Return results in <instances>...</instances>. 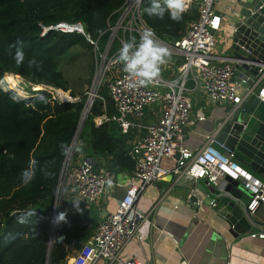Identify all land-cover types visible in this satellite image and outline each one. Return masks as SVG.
Masks as SVG:
<instances>
[{
  "label": "trees",
  "instance_id": "trees-1",
  "mask_svg": "<svg viewBox=\"0 0 264 264\" xmlns=\"http://www.w3.org/2000/svg\"><path fill=\"white\" fill-rule=\"evenodd\" d=\"M125 0H0V81L5 73L25 77L32 85H50L64 91L70 85L60 67L63 58L79 55L89 62L91 82L98 62L93 43L85 35L42 26L59 22H81L102 50L108 39L109 23L114 22ZM151 0H143V17L165 41L181 37L196 17L194 3L180 22L144 11ZM22 44L25 62L12 59L15 46ZM11 52V55H10ZM35 59L39 67L29 66ZM73 102L52 100L48 91L30 101L13 98L0 86V264H46L52 220L61 172L77 133L88 95L72 93ZM115 113L106 86L95 97L77 141L73 158L91 155L95 168L133 173L131 135L122 132L113 120L97 125L96 117ZM32 165L34 180L27 186L19 174ZM65 219L56 227L50 264L66 262L73 245L80 248L96 231L98 223L83 213L60 211ZM64 236V242L58 238Z\"/></svg>",
  "mask_w": 264,
  "mask_h": 264
},
{
  "label": "built area",
  "instance_id": "built-area-1",
  "mask_svg": "<svg viewBox=\"0 0 264 264\" xmlns=\"http://www.w3.org/2000/svg\"><path fill=\"white\" fill-rule=\"evenodd\" d=\"M193 1L197 6L196 18L189 22L181 37L170 42L162 39L145 21L143 0H125L118 10L117 19L108 25L109 36L102 50L99 48L98 39L93 40L81 22H59L49 27L42 26V36L50 29L65 33L78 32L93 43L99 60L97 78L93 82L90 95L95 99L100 87L106 86L115 108L112 116H99L98 125L113 120L125 133L133 126H141L137 120L144 118L148 107L158 105L160 109L158 120L144 125L146 133L132 145L130 155L135 161L134 179L119 200L117 208L106 215L98 224L95 233L73 252L71 263L67 259V264H97L102 260L105 264H143L134 257L123 258L121 253L131 239L139 238L140 227L148 219L147 215L137 209L140 196L147 187L169 173L204 179L214 185L227 177L241 180L244 187L252 192L248 210L255 213L261 204L264 205V179L245 170L235 160V152L226 148L218 135H210L208 141L198 150L184 145L186 129L194 123V119L201 121L206 118V106L198 108L195 117L193 116V101L187 93L188 79L192 78L201 84L207 97V105L227 103L231 112H234L258 88L260 91L257 97L264 102V62H253L257 66V73L254 74L250 68L245 71L238 70L235 62L216 55L215 34L221 28L222 16L215 10L214 5L219 0ZM145 30L155 33V40L169 50L168 57L174 58L173 62H167L177 67L172 74L167 73L169 76L161 69L160 76L148 86L132 87L131 79L115 61L122 42H127L132 37H136L139 42ZM43 86L39 90L51 93L52 100L73 102L77 99L62 89L44 84ZM31 89L35 91V86ZM73 142L59 180L57 192H60V201L65 191L71 188L81 199L96 203L106 192L111 172L96 169L95 159L91 155L74 159ZM177 153L179 158L176 159L174 168L161 166L163 158L174 159ZM216 205V200L211 201V206ZM60 211L61 209L53 217L52 233H56L59 223L57 215ZM252 236L264 240V232L252 233Z\"/></svg>",
  "mask_w": 264,
  "mask_h": 264
},
{
  "label": "crops",
  "instance_id": "crops-1",
  "mask_svg": "<svg viewBox=\"0 0 264 264\" xmlns=\"http://www.w3.org/2000/svg\"><path fill=\"white\" fill-rule=\"evenodd\" d=\"M247 2L248 0L236 2L219 0L214 5L215 10L222 16L221 28L215 34L216 55L235 62V67L237 61L231 51L232 37L235 26L242 16V8ZM185 3L187 11L192 5L190 0H185ZM167 60L173 62L174 58L167 57L165 64L161 66L164 73L169 76L177 65H171ZM187 86L189 88L187 93L193 101V116L198 108L206 106V118L201 121L194 119V123L186 129L184 139L185 146L198 150L208 141L210 135L219 136L224 122L230 115V105L221 102L207 105V97L201 84L192 78L188 79ZM151 108L158 109L153 117L149 113ZM159 114L158 105L146 109L144 118L137 120L142 127L136 125L125 132L132 137L129 146L132 147L134 141L146 133L144 125L156 122ZM131 118L134 119L132 116ZM99 121L100 119L96 120L97 125ZM221 150L224 151L222 148ZM82 156L84 155L78 158ZM178 158L177 153L174 159L163 158L160 164L162 167L172 169ZM235 160L252 175L264 179L256 168L237 156ZM98 170L108 171L105 167ZM133 179V173L127 171L111 172L106 192L96 203L86 202L69 188L60 201V209L65 212L87 214L99 224L108 213L117 208L119 200ZM206 188L207 183L204 179H195L188 175L178 176L175 173H169L147 187L140 196L137 209L147 215L148 219L140 227L139 238H133L127 243L121 253L122 257H134L143 264H264V240L252 236V233L264 232V205L261 204L255 213L250 212L257 224L253 223L250 230L237 235L235 225L246 229L249 226L243 225L238 218L235 224L230 221L228 217L230 213L221 202L220 193L212 194L209 190L206 191ZM193 194L198 197L195 204L190 201ZM213 200L217 201L216 206H211ZM64 239L65 237L61 236L58 242H64ZM68 258L71 263L70 255ZM97 264L105 262L102 260Z\"/></svg>",
  "mask_w": 264,
  "mask_h": 264
},
{
  "label": "water",
  "instance_id": "water-1",
  "mask_svg": "<svg viewBox=\"0 0 264 264\" xmlns=\"http://www.w3.org/2000/svg\"><path fill=\"white\" fill-rule=\"evenodd\" d=\"M231 51L233 57L236 58L238 70L245 71L250 68L254 74L257 73V66L253 62H264V0H248L246 6L242 8V16L234 29ZM96 78L95 75L93 82L96 81ZM259 91L258 88L234 112H231L230 109L229 113L231 114L224 122L218 139L226 148L233 150L238 158L259 170L264 176V102H261L257 97ZM93 102L94 98L89 94L74 137L73 147H76ZM206 183V191L209 190L212 194L220 193L219 198L230 213L228 215L230 221L235 224V220L238 218L243 225L249 226L246 229L235 225L234 230L237 235L250 230L253 223H255L247 207L252 192L244 187V182L227 177L217 185L207 181ZM190 201L195 204L198 197L193 194ZM55 206L56 212L59 211L61 208L60 192H57ZM51 243L50 238L47 264H50Z\"/></svg>",
  "mask_w": 264,
  "mask_h": 264
},
{
  "label": "clouds",
  "instance_id": "clouds-1",
  "mask_svg": "<svg viewBox=\"0 0 264 264\" xmlns=\"http://www.w3.org/2000/svg\"><path fill=\"white\" fill-rule=\"evenodd\" d=\"M186 8L185 0H151L150 6L144 11L147 15L158 19H164L167 14L170 20L180 22ZM154 37L153 31L145 30L140 36L139 42L136 37H132L129 41L121 44L115 62L122 66V71L131 79L132 87H145L151 84L155 78L160 76L161 66L165 64L166 58L169 56V50L161 46ZM12 59L18 66L24 64L25 53L22 44L15 46ZM28 64L39 67L35 59L30 60ZM19 178L25 186L34 180L35 172L31 164L19 174ZM64 219V214H60L58 220Z\"/></svg>",
  "mask_w": 264,
  "mask_h": 264
},
{
  "label": "rangeland",
  "instance_id": "rangeland-1",
  "mask_svg": "<svg viewBox=\"0 0 264 264\" xmlns=\"http://www.w3.org/2000/svg\"><path fill=\"white\" fill-rule=\"evenodd\" d=\"M193 0H190V5H193ZM100 63V62H99ZM99 66V65H98ZM60 67L62 69V71L65 74V77L70 85V89L66 92H68L69 94L72 95L73 92L75 93H84L87 94L89 96V94L91 93V89L93 86V81L95 78V75L97 74V69L94 73V77L92 79L91 82H88L89 79V62L87 60V58H85L84 56L79 55L78 57H74V58H63L60 60ZM15 79L19 80L17 81L18 86L22 87V89L24 91H26V95L30 96V98L32 99V97H39L41 95V93L43 92L42 90H39L41 88H35V92L33 89H31L33 86L32 83H30L25 77H22L20 75L16 76L15 75ZM0 86L6 90L13 98L15 99H19V100H24L21 96H18L16 94V91L14 88H12L11 86L9 87V84L7 83H1L0 81ZM36 86H39L38 84H36ZM35 86V87H36ZM43 86V85H40ZM44 87H42L43 89ZM28 91V92H27ZM33 93V94H32ZM30 98L28 100H24L26 102L30 101ZM158 112L157 108H151L150 110V114L151 116H155ZM99 119L98 117H96V120ZM256 177V176H255ZM65 196V193L63 194V197ZM62 197V198H63ZM52 243H51V248H53V244H54V236L55 233H52L50 231L49 234ZM71 253H70V258L72 257L73 252L76 250L75 246H71ZM60 264H67V260L66 262H62Z\"/></svg>",
  "mask_w": 264,
  "mask_h": 264
},
{
  "label": "bare ground",
  "instance_id": "bare-ground-1",
  "mask_svg": "<svg viewBox=\"0 0 264 264\" xmlns=\"http://www.w3.org/2000/svg\"><path fill=\"white\" fill-rule=\"evenodd\" d=\"M98 77H100V73H99V75H98ZM17 81H19V80H17V79H15V75L14 74H11V73H6L5 74V76H4V78H3V80H2V83H7V84H9V87L11 86L12 88H14L15 89V91H16V94L18 95V96H21L24 100H28L29 98H30V96H27L26 95V91H24L23 89H22V87H20V86H18V84H17ZM36 86V85H35ZM42 87H44V86H36L35 88H42ZM28 92V91H27ZM35 92H37V91H35ZM33 94V93H32ZM31 99V98H30ZM50 249H51V246H50Z\"/></svg>",
  "mask_w": 264,
  "mask_h": 264
}]
</instances>
